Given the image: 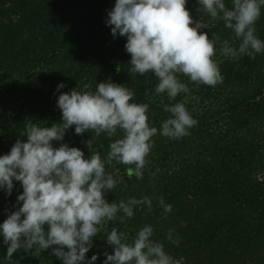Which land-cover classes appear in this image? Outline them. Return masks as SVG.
<instances>
[{"label": "trees", "instance_id": "obj_1", "mask_svg": "<svg viewBox=\"0 0 264 264\" xmlns=\"http://www.w3.org/2000/svg\"><path fill=\"white\" fill-rule=\"evenodd\" d=\"M115 2L0 0V83L8 79L6 84L10 85V78L18 74L30 79L26 87H21L28 89L27 93L36 105L29 112L41 114V121L47 119L48 124L44 127L62 121V112L57 107L61 93L73 89L84 91L85 84L91 85L87 90L95 91L98 83L109 79L134 91V99L130 102L145 103L149 110L158 111L156 99L152 100L150 94L158 79L151 72L144 76L131 72V56L125 49L127 38L114 37L111 27L106 24L108 12ZM225 3L232 7V0H225ZM186 8L193 20L207 25L200 31L208 33L210 38L215 33L221 42L235 40L240 43L222 20H213L205 11H200L198 0H187ZM78 14L85 19L80 33L75 32ZM255 27L256 35L263 40L264 7ZM218 49L220 44H217ZM255 58L250 61L253 58L242 55L221 61L225 83L232 81L233 86L230 93L221 94L216 111L217 115H222L225 107L231 112L219 117L218 120L225 119L224 124L214 121L210 127L208 118L214 116L212 113L191 128L189 135L170 140L166 158H176L175 166L181 169L179 174L171 178L159 177L165 159L150 153L146 157L142 179L135 175L130 177L127 168L122 180L124 189L118 185L106 193L109 203L150 198L151 211L146 204L136 206L134 217L127 218L122 224L134 230L151 225L154 229L152 239L163 243L165 251L177 264H264V169L261 174L257 173L261 168L258 165L255 169H243L250 157L248 150H254L251 159L255 154L260 158L264 153V141L259 142L264 139V101L256 108L249 105L250 101L248 105L244 103L264 91V53L255 54ZM61 83L65 87L57 91ZM2 94L5 93L0 86V155L9 153L17 140H26V135L20 133L25 131L28 123V119L22 121L21 115L16 122L10 121L15 115L12 118L11 113L1 107ZM156 112L150 115L159 124L165 116ZM259 122L260 128L255 125ZM120 133L123 132L118 130L116 134ZM66 134L69 141L76 134L75 126ZM97 138L100 144L108 146L112 137L102 133ZM59 142L54 141V147L62 144ZM193 151L201 152V157L208 160L193 164L190 158ZM188 169L193 172L197 169L194 174L198 178L189 179L193 172ZM212 173H215L214 178H210ZM22 192V185L17 181H14L10 196L0 189V224L22 206V202L17 204ZM159 197H163L165 204L172 205L170 213L165 214ZM169 230L172 231L171 240L168 239ZM100 236L93 239V246L86 253L89 260L93 255L98 256L94 264H103L105 253L114 254L107 238ZM7 247L0 234V264H63L52 254V248L36 253L35 249L28 252L20 249L9 261L5 258Z\"/></svg>", "mask_w": 264, "mask_h": 264}, {"label": "clouds", "instance_id": "obj_2", "mask_svg": "<svg viewBox=\"0 0 264 264\" xmlns=\"http://www.w3.org/2000/svg\"><path fill=\"white\" fill-rule=\"evenodd\" d=\"M198 2L200 11L213 20H222L233 31L234 39L240 41L238 47L228 40L221 42L215 33L210 38L208 33L201 32L207 25L193 20L186 8L187 0H116L108 12L106 24L112 35L127 38L125 49L131 56V72L141 76L154 73L158 79L156 94L166 93L170 100L190 92L179 75L189 77L197 85L215 87L223 82L220 61L214 59L217 44L221 55L233 59L242 55L254 59L255 54L264 53V40L256 35L255 27L264 0H232L231 8L225 0ZM64 87L65 84H59L57 91ZM90 88L85 84L84 91L61 93L57 107L62 121L51 127L29 121L20 133L26 135V140H17L9 153L0 155V189L10 196L14 181L23 188L17 200L22 206L0 224L3 243L8 246L5 258L9 261L20 249H35L36 253L52 248V254L63 264H94L98 256L89 260L86 253L101 232V225L115 221L118 212H123L119 220L124 223L134 217V208L141 204L152 210L148 197L109 203L106 193L117 182L105 170L106 164L115 160L129 166L130 177L142 179L146 157L155 145L151 138L158 133L149 124V105L130 102L134 91L110 79L98 83L95 91L87 90ZM161 104L171 116L162 122L160 134L171 139L189 135L198 121L185 102L169 105L161 100ZM73 126L78 135L93 133L86 142L90 152L94 139L102 133L111 138L121 130L124 135L110 143V151L102 160L98 152L86 157L80 148L67 143L54 147L53 142L63 141ZM159 203L165 214L172 211V205L165 204L163 197H159ZM105 235L114 254L105 253L103 264H177L163 243L152 239L151 225L143 226L131 242L127 234L115 227ZM168 239H172L171 230ZM175 242L178 244L179 239Z\"/></svg>", "mask_w": 264, "mask_h": 264}, {"label": "rangeland", "instance_id": "obj_3", "mask_svg": "<svg viewBox=\"0 0 264 264\" xmlns=\"http://www.w3.org/2000/svg\"><path fill=\"white\" fill-rule=\"evenodd\" d=\"M76 18L78 19L75 22V32H79L82 28V24L84 26L85 24V19L81 16V14L76 15ZM84 22V23H83ZM264 40V39H263ZM230 45H232L233 47H238L239 44L238 42H236L235 40L230 41ZM231 57H225L223 55L220 54L219 49L217 50V54L214 57V59L220 61V71L222 76L225 79V73L223 72V66L221 65V61L223 59H228ZM256 59V58H255ZM254 59L250 60L253 61ZM22 79V80H21ZM181 82L186 83L190 89V92L188 94L185 93H181L180 95H178L176 98L177 100H170L167 97V94H156L155 89L153 91H151V95H152V100L156 99L157 102V106H158V111L156 112V110L154 108H151L149 110V112L147 113L149 116V124L151 127H156L158 129V133L156 136L152 137L151 139L155 142L154 147L151 149L150 153L151 155H154L155 157H159V158H164L166 164H163V166L160 167V169H162L163 173L159 174V177H166V178H171L174 175H177L181 172V169H179V166H175V157L174 160L171 158H166L168 150H169V142L171 140V138L168 137H164L163 135L160 134V130H161V124L163 121H165L166 119L170 118L171 113H168L166 111H164V107L161 104V100L164 101L165 104H175L177 102H181L184 101L185 102V106L188 109V111L190 112V114L192 115V117L198 121V123H201L203 120L207 119L208 116H210L212 113V117L208 118V122L210 121V127L211 124L214 121H218L219 123H223L225 122V119H221L218 120L219 117L222 118L225 116L226 113H230L231 111L229 109H226L224 107V113L218 114L217 115V107H218V103L221 97V94L224 92H231L232 89V81H229L227 83H225V80L223 79L222 83H218L215 87H211V86H207V85H197L194 82L190 81V78L187 76H182L179 78ZM10 85H7V80H4L0 83V86L2 87V90L4 91V95L3 96V105L1 107H3L5 110L7 109L11 115L12 118L15 115V117L10 120L13 122H16L18 119H20V117H23L22 121H31L32 123H40L41 127H44V125L48 124L47 119H45V121H41L43 120L41 114H35V113H30L29 109L31 108H35V104L32 103L31 101V96L28 95L27 91L25 89H23V87H21L22 85H24L26 87V83L30 80L26 77H22L19 74L15 75L14 77L10 78ZM10 86V87H8ZM8 87V88H7ZM227 87V88H226ZM225 88V89H224ZM237 88V87H235ZM255 100V102H254ZM250 101L251 106L253 107H259L262 102L264 101V91L259 94L258 96L255 97V99L251 98L248 101H245L244 103L246 105H248V102ZM13 108H15V110L13 111ZM209 109H212L210 112H207ZM219 110H222V108H220ZM158 113V115L161 116H165L160 122L159 124H156L152 119H151V115ZM151 113V115H150ZM205 114V116L201 117V115ZM17 115V116H16ZM21 115V116H19ZM262 123V122H261ZM1 125V124H0ZM220 125V124H219ZM256 126H258V128H260V122L255 124ZM67 135L66 134V138L63 139V141L61 142L63 143H67L70 147H78L80 148L84 153L85 156L88 157L92 154V152H98L103 159L106 158L107 153L110 151V143L114 142L117 139H120L123 137L124 133H120V134H115L111 140L108 146H104L103 144H100L98 142V138L96 137L93 141V146H92V152H90V150L88 149V147L86 146V142L92 138L93 133L92 132H86L83 135H78L75 134L73 137L70 138V140H66L67 139ZM248 138H250V136H248ZM264 139H259V142H263ZM59 142V141H58ZM59 142V144H61ZM235 145H237L235 143ZM109 147V148H107ZM237 147V146H235ZM264 151V148L262 149ZM253 149H250L247 151L248 154H250L249 158H247L246 161V166L243 169H255V167L258 165L261 168L258 169V172L263 173L264 171L261 169H264V166H262V164L264 163V153L262 154L263 156L259 158V155L255 154V156L251 159L252 155H254L253 153ZM201 152L199 151H193V153L191 154L190 158L193 160V164H197L198 161H202V160H208L207 157L202 156L201 157ZM106 173H109L113 176V178L116 180V187L119 185L120 189H124V186L122 185V180H124V174L126 173V169L128 168L127 165H123L121 163H118L117 161L113 160L112 164H106ZM239 167V165L237 166V168ZM191 169H188V171H190ZM197 169L191 170V175L189 176L190 178H193V180L197 179L198 177H196V175L194 174L196 172ZM200 170V169H198ZM234 170V169H233ZM263 171V172H261ZM194 174V175H193ZM215 173L210 174V178H214ZM126 188V187H125ZM152 188V187H151ZM150 188V189H151ZM261 197V196H259ZM261 199V198H260ZM263 199H261L260 201H262ZM125 201V200H123ZM114 202V201H113ZM126 202V201H125ZM119 203V202H117ZM123 212H118L117 213V219L115 221H110L107 222L103 225L100 226V230L101 232L98 233V235L96 237H94L93 239H96L97 237L100 238H106V233L110 232L111 229L113 227L117 228L120 232H123L125 234H127L128 239H133L137 232L139 231V229H131L129 227L126 228V226H124L122 223H120L119 217L123 216ZM127 221V219H126Z\"/></svg>", "mask_w": 264, "mask_h": 264}]
</instances>
